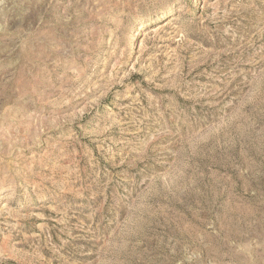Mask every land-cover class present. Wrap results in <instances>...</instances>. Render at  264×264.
Listing matches in <instances>:
<instances>
[{"label": "rangeland", "instance_id": "obj_1", "mask_svg": "<svg viewBox=\"0 0 264 264\" xmlns=\"http://www.w3.org/2000/svg\"><path fill=\"white\" fill-rule=\"evenodd\" d=\"M0 264H264V0H0Z\"/></svg>", "mask_w": 264, "mask_h": 264}]
</instances>
